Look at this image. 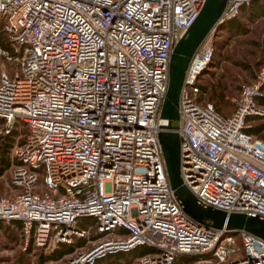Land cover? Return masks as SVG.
<instances>
[{"label":"built area","instance_id":"2783aa9c","mask_svg":"<svg viewBox=\"0 0 264 264\" xmlns=\"http://www.w3.org/2000/svg\"><path fill=\"white\" fill-rule=\"evenodd\" d=\"M252 0H225L193 51L178 93L181 182L202 205L264 217V140L245 131L261 115L264 67L242 85L228 115L198 83L215 32ZM264 2V0H256ZM204 0H0V120L25 127L13 145L0 220L23 243L52 248L98 235L62 264H94L149 248L136 264H264V239L187 215L168 183L158 133L171 49ZM92 225L76 226L78 218Z\"/></svg>","mask_w":264,"mask_h":264},{"label":"rangeland","instance_id":"374dc122","mask_svg":"<svg viewBox=\"0 0 264 264\" xmlns=\"http://www.w3.org/2000/svg\"><path fill=\"white\" fill-rule=\"evenodd\" d=\"M223 24L217 27L215 32L213 62L210 61L200 79L205 89L202 98L214 102L219 113L228 115L233 109V100L238 96L240 87L254 82L259 69L264 67V16L250 22L246 18L242 19L240 24L244 27V32L240 33L222 32ZM0 45L5 49L10 48L1 31ZM260 87L264 100V82ZM257 99L256 105L263 112L261 115H251L246 122V129L249 131L260 129L258 134L252 135L264 140V105L258 104ZM3 124L4 122L0 120V136L6 134L3 133ZM24 133L25 127L21 123H14L8 132L12 139L9 149L2 148L3 141L0 139V164L4 158L9 160V165L0 173V196L12 195L15 192V188L9 182L10 167L13 163L11 149L22 139ZM89 224L92 225V220L85 217L78 218L75 223L79 227H86ZM5 225L0 220V264H62L68 255L74 254L78 249L88 248L98 235L91 227L85 236H74L69 243H56L52 248H41L35 247L30 241L27 244L23 243L21 237L22 241L18 240L16 232L4 229ZM63 245H70L73 248L57 258H42ZM143 247L138 246L137 250ZM127 264H136L135 258H131Z\"/></svg>","mask_w":264,"mask_h":264},{"label":"water","instance_id":"95a60500","mask_svg":"<svg viewBox=\"0 0 264 264\" xmlns=\"http://www.w3.org/2000/svg\"><path fill=\"white\" fill-rule=\"evenodd\" d=\"M225 0H204L196 18L174 43L168 59V78L159 111V119L166 123L158 133L166 176L182 210L198 222L221 228L225 232H252L264 239V217L248 215L200 204L192 192L182 184L179 176L178 135L173 124L178 119V93L184 71L197 44L217 20Z\"/></svg>","mask_w":264,"mask_h":264},{"label":"trees","instance_id":"16d2710c","mask_svg":"<svg viewBox=\"0 0 264 264\" xmlns=\"http://www.w3.org/2000/svg\"><path fill=\"white\" fill-rule=\"evenodd\" d=\"M239 16H237L236 18L230 20V30L228 32H235V33H240V32H244V27L240 24V21L242 19H245L250 22L255 20L257 17L260 16H264V2H260V1H256V0H252L250 1L248 4L243 5L240 7L239 9ZM5 36V35H4ZM212 62H213V58H212ZM198 88H199V92L202 94L205 93V89L203 85H199L198 84ZM214 104V102H212ZM257 103L264 105V100L262 97L257 99ZM252 117V116H251ZM249 119V117L247 118V120ZM247 133L249 134H258L260 132V129L257 130H245ZM1 141H3V145L2 148L3 149H9V147L12 144V139H11V135L8 133H6L5 135H1L0 136ZM262 140V139H261ZM9 165V160L7 158H4L2 160V163L0 164V173L2 170H4L7 166ZM88 218V217H85ZM91 219V218H89ZM92 220V219H91ZM73 248V246L70 245H63L61 247H57L56 249H53L52 252H49L47 255H45L44 257L42 256V258H57L62 256L63 254L71 251ZM137 250V247L133 248L130 251L127 252H116V253H112V254H107L99 259H97L94 264H127L131 258H135L137 255L143 253L146 251V249L143 247L140 250ZM197 256L196 255H191V254H183V255H179L176 256L171 264H185L188 263L189 261H191L192 259H195Z\"/></svg>","mask_w":264,"mask_h":264},{"label":"crops","instance_id":"0c3cea01","mask_svg":"<svg viewBox=\"0 0 264 264\" xmlns=\"http://www.w3.org/2000/svg\"><path fill=\"white\" fill-rule=\"evenodd\" d=\"M230 22L231 21H227V22H225L224 24H223V26L222 27H224V31H222V32H227V31H229L230 29ZM201 82H202V80L200 79L199 80V85H202L201 84ZM2 222H4V221H2ZM6 225H5V228L4 229H6V230H9L10 232H12L13 230L16 232V235L19 237V239L18 240H21L20 239V235H19V222L18 221H15V220H12V221H10V222H4ZM1 226H3L2 224H1ZM22 241V240H21ZM27 244V243H26ZM24 246H25V244H23ZM23 245H22V247H23ZM144 248L146 249V251L149 249V248H147V247H145L144 246ZM27 252H29V251H27Z\"/></svg>","mask_w":264,"mask_h":264}]
</instances>
